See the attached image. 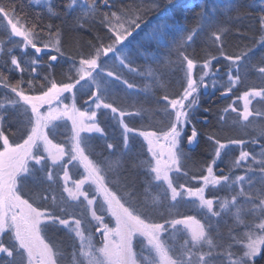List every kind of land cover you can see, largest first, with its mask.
<instances>
[{
  "label": "snow or ice",
  "instance_id": "obj_1",
  "mask_svg": "<svg viewBox=\"0 0 264 264\" xmlns=\"http://www.w3.org/2000/svg\"><path fill=\"white\" fill-rule=\"evenodd\" d=\"M33 2L40 4L41 0ZM101 3L109 8L108 12L100 14L97 0H71L67 5L70 11L79 7L81 19L78 22L81 27L99 15L100 23L108 30L107 42L101 39L98 44L90 45V51L86 55L81 54L78 62L72 60L75 75H69L67 80L57 81L54 74H44L39 94L35 89V81L40 75L38 68L42 66L39 54L45 50L57 53L49 55L50 62H56L58 55L64 56L60 40L57 39L53 47L52 42H44L41 33L47 31L49 35L59 37L60 31L56 29L53 32L52 24L40 29L35 23L26 26L21 23L11 2L0 3V24L8 34L7 40L0 44V54L8 56L13 66L8 68L7 75L0 70V86L7 89L4 93L6 102L0 103V264H61L62 254L48 236L50 231L60 226L74 232L79 240L78 247L73 244L71 264H256L257 257L264 258V144H261L259 159L252 155L253 163L259 167L245 165L247 172L258 171L261 174L258 178L248 176L246 179L244 175H238L233 179L229 175H215L214 166L229 144L243 146L246 141L232 139L228 143H221L212 135L208 139L216 147L214 157L206 167L207 174L199 177L203 186L192 188L177 185L172 174L181 173L188 159L182 147L184 139L188 145L197 142V129L192 127L190 135H186L185 129L192 123L193 111L199 104V90L209 87L206 77L210 74L216 76L219 72V69L213 72V61L218 57L211 56L202 64L198 78L194 77L197 62L187 54L188 42H192L199 32L208 30V42L217 46L220 55L230 61L228 85L226 91L221 93L225 96L247 79L249 71L258 73L259 78L264 80V56L253 64L252 58L248 57L251 49L237 55H226L222 34L228 29L216 21L212 12H201L199 28L191 31L174 21H162L145 31L149 12L174 9L178 0H133L132 4L119 7L117 0H101ZM48 12L51 16L59 15L50 2ZM261 12L258 43L264 45V9ZM166 28L179 34L173 40V47L180 61V71L183 72L182 91L171 98L168 94L160 97L166 101L161 106V122H166L164 128L137 129L126 123L124 118L140 113L116 106L113 100L114 82L126 85L127 89L134 87L124 73L125 69L128 73L137 71L131 66L133 61L129 46L132 40L129 38L135 39L134 33L139 35L144 32L146 42L153 38L163 40L169 35ZM13 37L20 40L14 41ZM7 43L22 50L34 49L35 55L22 62L13 54V47H6ZM140 49L143 51L142 44ZM4 66H7V61ZM47 67L52 68L53 65L49 63ZM13 71L21 73L15 82L8 78ZM242 71L244 76L241 75ZM24 72L29 73L27 80L24 79ZM148 74H153L151 69ZM25 83L27 89L22 87ZM66 93L72 98L71 104L64 102ZM77 94L88 97L86 110L83 106L77 107ZM257 97L260 103H264V87H253L236 97V100L243 101V110L239 112L242 120L248 121L253 115L249 106ZM236 100L228 106L232 112H237L234 106ZM98 113L105 116L110 113L111 119L116 120L122 128L121 156L130 151V134L134 133L146 142L151 159L145 162L143 190L147 191L155 185L156 189L162 191L160 204L168 212V216H162L163 222L154 218L158 212L156 201L150 203L147 199L141 200V189L125 175L121 159H112L116 151L109 150L116 149L117 145L106 141L107 155L101 153L97 157L95 154L91 134L105 136ZM256 114L264 115V112L257 111ZM65 121L71 124L70 143L67 145L54 142L61 127H66V124L58 122ZM13 125L19 133L17 139H11L6 134V130ZM255 131L257 137L264 138V126H258ZM251 143H257V139L254 137ZM249 157V151L241 150L232 166L240 167ZM69 165L83 170L79 179L71 180L74 188L69 187ZM58 168L62 176L56 171ZM184 175L188 173L185 171ZM60 180L63 181V192L71 200L77 201L83 197V202H86V210L95 222L94 225L88 222L87 236L82 230V223L85 222L83 213L81 218H66L70 215L67 208L60 206L61 215L48 203L45 193ZM245 183L247 188L244 187ZM221 184L234 194L230 199H220L219 210H216V201L207 198L205 192L209 185L216 187ZM85 185L90 187L85 188ZM237 187L239 191H236ZM185 195L197 201L200 209L206 210L208 215L203 221L194 215L177 218L178 198L182 199ZM169 198L172 203L164 205ZM224 213L234 217L235 226H242V231L235 235L230 229V242L227 245L217 243L212 235L220 223L219 220L213 221L212 217L222 218ZM71 215H75V212ZM246 215L253 217L251 222H246ZM92 227L100 233L99 246L93 242ZM180 233L184 234L183 242L177 245L173 241ZM218 257L223 259L218 260Z\"/></svg>",
  "mask_w": 264,
  "mask_h": 264
},
{
  "label": "trees",
  "instance_id": "obj_2",
  "mask_svg": "<svg viewBox=\"0 0 264 264\" xmlns=\"http://www.w3.org/2000/svg\"><path fill=\"white\" fill-rule=\"evenodd\" d=\"M100 0H97V3L100 7ZM11 2L12 5L15 7V12L20 19L21 23L27 25H31L33 23L36 24L37 29L45 28L46 25L52 24L53 25V32L56 29H59L60 36L56 37L54 34L49 35L47 31L41 33L44 37V42H52L53 47L55 46V41L57 39L60 40V44L62 50L64 52V56H59L58 66L52 67L50 69H39V77L35 81V89L36 94H39V89L41 84L44 81V74L53 75L54 79L60 81L59 74L61 72L54 73L53 70H58L60 64H69V68L72 69V60H76L78 62L79 53L81 52H88L90 49V45L98 44V36H99V15L96 19L89 20L85 23L84 27H81L79 24V20L81 19V12L78 6L75 7V11H70L67 5L71 2V0H49L51 7L59 13L57 16H51L48 12V3L41 0L40 4H36L33 0H0V3L9 4ZM264 2V1H263ZM235 4L236 7L232 8L230 5ZM214 5H218V7H214ZM263 3L260 0H178L177 7L168 11L164 9H160L159 11H152L147 14V26H145V31H149L151 27H155L156 25L160 24L162 21L167 22H176L177 24H183L189 31L193 29H198L199 24L196 21V7H200L201 12H212V14L217 18V22L222 26L228 29L227 32L222 34V40L224 41L223 47L226 55H237L241 52L251 49L248 52V57L258 58L260 56L257 54L258 49L256 48L257 43L260 39V26H259V18L262 14L261 10L263 8ZM262 8V9H261ZM100 11L101 7H100ZM101 14V12H100ZM6 24V22H4ZM165 31L169 32V35L164 38L163 40H156L153 38L150 47V55L151 58L148 60V64L150 69L152 70V92H153V102L148 103L146 105L147 112L149 111L152 114V117L156 119L157 122L163 116L161 111V106L166 104V101L160 99L161 96L164 94H168L171 97L176 96L182 91V83H183V72L180 71L179 67V58L177 53L173 47V40L178 37V33L175 31L168 30L167 28ZM210 32L205 30L203 32H199L192 42H188L187 47V54L193 58L197 62V68L194 69V77H197V74L200 72V66L205 62L206 59L210 58L211 56H216L219 52L218 47L212 45L208 42V36ZM8 34L4 31L3 24H0V44H3L7 40ZM12 40L19 41L20 39L17 37H13ZM164 42L165 47L160 49L162 43ZM6 47H13L11 43H7ZM140 47V46H139ZM13 54L17 56L19 60L22 62L24 60L29 59L31 56L35 55L31 48L27 50H22V48H15L13 47ZM53 54H57L53 52ZM0 70H2L6 75L8 74V68H11L10 58L6 55L0 54ZM71 57V59H69ZM247 58V57H245ZM224 58H222L223 60ZM5 61H7V66L5 67ZM41 63V62H40ZM45 63V62H44ZM258 63V62H256ZM160 64H166L171 68L176 70V75L174 78L166 80L164 79V75L158 71H156V66ZM215 72V68L218 66L222 67V61L213 63ZM33 75V74H32ZM75 75L73 71V76ZM24 79L27 80L29 73H23ZM21 77V73L19 71H13L9 76V80L15 82ZM206 83L209 85V93L208 95L204 96L202 89L199 90V104L193 111L191 120L192 123L189 124L186 129V135L188 134L189 130L192 127L198 128L200 131V139L193 148L186 149L184 145H182L185 153L188 156V159L184 162V169L178 175L174 174L173 177L175 178V182L177 185L183 184L185 187H192L196 188L200 185L195 182V180L199 179L202 175H205L206 167L211 162L214 157V148L216 145L212 140L208 139L209 135L214 136L215 139H219L221 143H228L231 139L232 131L228 130L227 126L232 127V124H237V116L233 115L231 112L225 111L228 108V104L231 99L236 98L238 92L233 91L231 92L230 98H223L221 93L226 91L227 85L225 83H215L211 79V74L205 78ZM169 81V82H168ZM168 83V84H167ZM24 88H28L27 83L22 85ZM7 92V89H4L0 86V103L6 102L4 93ZM9 95H13L9 93ZM65 97H68L67 93L64 94ZM63 99V97H62ZM88 99L87 96H80L77 94L76 96V103L77 106L82 107L85 109L84 100ZM66 103L67 100H64ZM140 111L141 108L139 107ZM144 110V109H143ZM143 110L139 114L140 117L143 115ZM148 116V113H146ZM236 116V117H235ZM223 117V119L221 118ZM139 121L141 119H138ZM204 120H207V123H202ZM155 120L151 119L152 126L151 130L160 129L157 126ZM232 123V124H231ZM229 124V125H228ZM122 135V134H121ZM118 137L114 132H112V128L109 130H105V136L100 137L98 134L91 135V144L95 150V154L97 157L103 153L107 155L106 151V141L109 143H113L117 145V148L114 150L109 151H116V156L112 157V159L120 158L119 151L121 142L116 138ZM16 138V137H15ZM185 141V139H184ZM136 143L139 144L141 153L145 155V150L142 144V140L137 138ZM184 143V142H183ZM133 144V141H131ZM130 144V145H131ZM230 144L228 149H230ZM133 149V147H132ZM240 150V149H237ZM236 150V151H237ZM234 150H230V153L227 152V149L222 152L221 159L218 162V165H225L226 166V173L230 172L232 169V162L237 159V153ZM247 151V150H246ZM135 155V154H134ZM136 156V155H135ZM124 158L121 159V163L123 168L126 170L125 175L129 177L130 180L135 181L138 188L141 189V196L148 195L149 199L159 197L161 201L162 191L155 188V185L148 188L147 191H144V178L143 175L139 173V167L142 164V158L137 156V160L133 158L132 152L128 151L127 155H123ZM73 167V165H72ZM215 167V166H214ZM233 170V169H232ZM231 170V171H232ZM72 173L74 174L73 168H71ZM187 172L188 175L185 176L184 172ZM233 172H230L231 175ZM240 174L241 172L238 171L236 174ZM196 177V179H193ZM201 183V182H200ZM60 187H53L47 193L48 196V203L50 206H54L58 214L63 215V213L59 212L60 206L64 207V203L67 202L66 197L56 195V192L59 193ZM223 196V195H222ZM53 198H55V204L53 205ZM169 200V199H168ZM179 202V209L177 210L179 218L182 215H194L198 219L206 218L205 210L200 208H195L190 211L184 210L183 201L185 198H178ZM170 201V200H169ZM196 202V201H195ZM73 204V203H71ZM81 211H76L75 215H72V219L78 218V212L80 214L83 213L85 222L82 223V230H84L85 236L89 233L88 222L94 225V221L89 219V215L87 220L85 218L84 212L86 207L85 204L79 203ZM195 206L198 207L196 203ZM216 208V205H214ZM217 210V209H216ZM202 213V214H200ZM77 214V215H76ZM162 216H168V212L166 209L162 211ZM162 216L157 218L154 215V218L157 221H162ZM70 218V216L66 217ZM55 234L58 238H54L53 243L59 245H65L66 243H70L69 249L65 250L67 253V260L68 263L71 264V253L73 251V244L75 243L78 247V238H75L74 232H70L67 229H63V227H59L57 230H54ZM91 231L93 233V242L99 245V236L100 233L95 232V228L92 227ZM99 235V236H98ZM183 241V234L181 237L177 238V243H181ZM256 264H264V258H258L256 260Z\"/></svg>",
  "mask_w": 264,
  "mask_h": 264
},
{
  "label": "rangeland",
  "instance_id": "obj_3",
  "mask_svg": "<svg viewBox=\"0 0 264 264\" xmlns=\"http://www.w3.org/2000/svg\"><path fill=\"white\" fill-rule=\"evenodd\" d=\"M47 1H49V0H47ZM261 1L264 4V2H263L264 0H261ZM44 2H46V0H44ZM46 3H48V2H46ZM263 8H264V5H263ZM215 19H216V21L218 20L217 18H215ZM17 38H19V37H17ZM257 45H258V46H256V48L258 49L257 54H259L260 56H258L257 59L254 58V57H251L252 58L251 62L253 64L258 62L260 60L261 56H264V45H260L259 43H257ZM217 57H218V60H214L213 63L222 61L223 65H222V67H220L221 68L220 73H217L216 76H212L211 75V79L215 83H222L223 82L226 85H228L227 71H228V65L230 64V61H227L225 59L222 60L223 56H221L219 52L217 54ZM245 59H248V57L245 58ZM241 63H243V61ZM201 66H200V69H201ZM156 71H158V72H160V73H162L164 75L165 81L174 78V76L176 75V70L171 68L170 66H168L166 64L157 65L156 66ZM241 75L244 76L245 73L242 71ZM198 76H199V74H197L196 78H198ZM114 83H115V86L113 88V94L115 95L114 101H115V103L118 104V107H121V108L125 109V108L130 107V106L138 105L140 108H142L143 106L148 104L146 96H147L149 91H146V90L137 91L134 88L133 89H127L126 86H124L123 84H120L119 82H114ZM253 87H255L257 89H259L260 87H264V80H261L259 78V74L258 73L254 72V71H249L247 73V79L243 80L239 85H237L236 88H233V91H237L238 92L237 96H238V95H241L244 91L249 90V89H251ZM137 95H140L141 98L140 99H136L135 97ZM149 96H150V93L148 94V97ZM234 100H236V98L231 99L229 104H228V106L230 104H232V102ZM234 106L237 108V112H232L230 108H227L228 109L227 112H231L233 115H236L238 122H236L237 124H232L231 123L232 127H231V125L227 126L228 127L227 129L232 131L231 139H237V140H241L242 139V140H245L246 143L243 146L230 144L231 148L227 149V152L230 153V150L236 151L237 149H240V150L236 151L237 158H238L239 157V153H240L241 150H245V151L247 150V151L250 152V157H249V159L247 161L242 162L240 167H233L232 166L233 170L231 169L232 171L230 170V172H233V173L231 175H229L230 172H227V173H224V174H221V175H229L233 179L236 176H238V175H244L246 179H247L248 176H254V177L258 178L261 174L258 171L255 172V173L247 172L246 168H245V165H248V166L253 167V168H258L259 167L258 165L253 163L252 155H255L256 159H259L260 158L259 157V153L261 151V144H264V138L257 137L256 131H255V129L258 126H264V115H257L256 114L257 111L264 112V103H260V98L259 97L255 98L253 100L252 105L249 106L250 110L253 111V115L249 117L248 121H244V120H242L239 117V112H241L243 110V101L242 100H236V104ZM77 107H79V106H77ZM85 110H86V108H85ZM100 111H106L107 112L108 110H100ZM146 113H148V116H146ZM98 115H100V113H98ZM108 116H110V113L107 116L103 115V117H105L106 119L108 118ZM138 117H139V119L143 118L145 121L147 119H152V120L156 121V119L152 117V114L149 111L147 112V109L143 110L142 117H140L139 115H138ZM114 121L116 122V120H113V122ZM59 123L68 124L66 127L71 130L70 122L65 121V122H59ZM156 124H157V126H159V125L161 126L163 123L162 122L158 123L156 121ZM121 131H123V130H121ZM254 137L257 139V143H251V141H252V139ZM17 138H18V136L16 137V139ZM140 138L143 140L142 137H140ZM11 139H14V138H11ZM54 142H57V141H54ZM0 143H2V142H0ZM63 143L66 144V140H64ZM69 143H70V141H69ZM218 162H219V160H218ZM73 163H75V162H73ZM71 168H73L74 174L72 173ZM56 171L59 173V175H61V176L63 175L62 171H60L59 168ZM238 171H240L241 173L240 174L239 173L236 174ZM69 174H70V177H71V179L69 181V187H73L74 188V185L71 183V180L79 179L81 177V175L83 174V170H82V168H79L78 166H75V167L73 166L72 167V165H69ZM214 174H215V172H214ZM195 182H197V184H199L200 186H203V182L200 179L195 180ZM29 187L31 188L32 186L30 185ZM53 187H55V188L56 187H60L59 188V193H62L63 195H67V193L63 192V181L62 180L58 181L57 184L53 185ZM89 187H90L89 185H85V188H89ZM244 187L247 188L248 185L245 183ZM236 191H239L238 187L236 188ZM232 194H234V193L230 189L225 187L223 184H221L219 186H216V187H213V186L209 185L207 187V189H206V192H205V195H206L207 198H212V199H214L216 201L215 205H216V209L217 210H219V208H218L219 200L224 198V197H228L230 199ZM140 198H141V200L147 199L150 203L153 200H155L156 201V206L158 208V212L155 213L154 215L157 218H160L162 216V211L164 209H166V208L161 206L159 197L154 198V196H153V198L149 199L148 195H142ZM184 198H185V201H183V207H182L184 210L190 211V210H192V207H193V209L199 208V207L194 205V203H196L198 205L197 201L195 202L194 199L187 198L186 195H185ZM66 199H67V202L64 203V207L68 209V212L70 214L69 215L70 219H72L71 213H73V212L76 213V211H81L80 207L74 208L73 206L79 205L80 202L83 203V204H86V202H83V197L79 198V200H77V201H73L67 195ZM169 200H170V198H169ZM169 200L164 201V205L172 203ZM71 203H73V204H71ZM178 209H179V205H178ZM84 212H87V214L86 213L84 214L86 220L88 218L87 215H89V219H91V215L86 209H85ZM78 214L79 215L76 214L78 216V218H81L80 212H78ZM200 214H202V213H200ZM106 219H108L109 221L111 220L110 217H106ZM252 219H253V217L251 215H246L245 216L246 222H251ZM212 220L213 221H216V220L220 221V223L217 225V230L218 231L214 230L213 234H212L213 235V239L217 243H221V244L227 245L230 242V238H229L230 229H233L232 235H235L236 233H239V232L242 231V226H235V219H234V217L231 214L224 213V214H222V218L221 217H212ZM91 221H92V219H91ZM51 232H54V233H56V232L55 231H50L48 233L49 238L51 240L53 239V241H54V238L55 237L58 238V237L55 234L51 233ZM182 234L183 233L177 234V236H176L175 240L173 241V243H175L177 245L181 244L183 241L181 243H177L176 241H177V238L181 237ZM78 245H79V240H78ZM69 246H70V243H66L65 245L56 244V248L62 254V256L60 257L61 264H69L68 260H67V253L65 251V250L69 249ZM137 251H139V249H137ZM258 258L259 257H257V259ZM222 259H223L222 257H218V260H222Z\"/></svg>",
  "mask_w": 264,
  "mask_h": 264
},
{
  "label": "flooded vegetation",
  "instance_id": "obj_4",
  "mask_svg": "<svg viewBox=\"0 0 264 264\" xmlns=\"http://www.w3.org/2000/svg\"><path fill=\"white\" fill-rule=\"evenodd\" d=\"M79 2H82V0H79ZM99 2H100L101 10H102V11H100L101 14H103L104 12H108L109 8L104 7L103 4L101 3V0ZM132 3H133V0H117V7H119L120 5H130ZM199 14H200V7L197 6L196 7V15H195L196 16V21L199 20ZM146 19H149V17H146ZM98 33H99L98 41L100 42V40L102 39L105 42H107L108 30L102 23H100V19H99V32ZM134 36H135V39H132L131 37L129 38L130 40H132V43L129 46V48H130L131 53H132L130 59L133 61L131 66L134 67L137 71L133 72V73H128L127 69H125L124 73H125L126 78L128 79V81L134 85V87H133L134 89H136L137 91L146 90V91L150 92V96L148 97V95H147L146 97H147V103H151L152 104L153 99H154L153 92H152L153 76L148 74V70L150 69V66H149L147 61L150 60V58H151L150 47H151V42L153 41V39L147 40V42H146V38L144 36V32H140L139 35L134 33ZM125 43L127 44L128 42L126 41ZM141 44L143 45V51L139 47ZM162 46L163 47H160V49L165 47L164 42L162 43ZM89 51H90V49H89ZM88 52H81V53H79V55H81V54L86 55ZM49 55L42 56V57L38 58L39 61L41 62V65H42L41 67L38 68V70L39 69H44V68L47 69L48 68L47 65L49 64L48 63ZM56 66H58L57 63L53 64V67H56ZM59 67L60 68L58 70H53V72L54 73L61 72V74H59L60 81L61 80H67L69 75H73V70L71 68H69V64H60ZM48 69H50V68H48ZM140 73H143V74H140ZM33 76H35V75L33 74ZM43 83H44V81H43ZM124 86H126V85H124ZM67 96L68 97L66 99L67 100L66 103L71 104L73 101H72V98H71L70 94H68ZM114 97H115V95L113 94V100H114ZM135 98L136 99H140L141 96L137 95ZM86 100H84V104H85ZM115 104H116V106H118L117 103H115ZM85 108H87V105H85ZM145 108H146V105L143 106L141 108V111H140L139 106L138 105H136V106L134 105V106H130V107L125 108V110L129 111V112H133V113H137V112L141 113L142 110L145 109ZM101 112H106V111H101ZM138 119H139L138 115L126 116L124 118L125 122L128 123L130 126H132L134 128H137V129L147 128V130H151V127L149 126V125H151V126L153 125L152 122H151V119H147L146 121L143 118L140 121ZM98 120H99V122L101 124V127H103L105 130H109V128H112V132H114L122 140V135H121L122 134V131H121L122 128L119 126V124L117 122H115V121L113 122V119H111V115L108 116V118L106 119L105 117H103V115L100 114V115H98ZM158 123H161V120ZM162 123L163 124L161 126L159 125L160 129L165 127V122H162ZM202 123L203 124L207 123V120H204ZM66 125H68V124H66ZM196 129H197V132H198V135H197V142H198L199 139H200V133H199L200 131L198 130V128H196ZM189 132H190V130H189ZM189 132H188L187 135H189ZM6 134L10 135V138H14V139H16L15 137L19 136V133H17L15 131V126L14 125L11 128H8L6 130ZM70 135H71V131H69V129L61 128L59 130V136L61 137L62 140L63 139L66 140V145L68 144V140H69ZM130 135L132 136V140L131 141H133V144H131V141H130V144H131L130 151L132 152V156H133V158H135V160L138 159L137 156L142 158V164L140 166H138V167H139V173L141 175H143V177H145L144 168H146V166H147L145 162L151 159L150 155L147 153V150H146L147 149V145L139 136H136L134 133L130 134ZM118 137H115L116 141L119 140L121 142V140ZM137 138H140L142 140V142L144 143L142 145H143L144 150H145V153H144L145 155H143L141 153V151L139 150L140 149L139 144L136 143ZM185 142H186V138H185V141L183 143L184 146H185ZM197 142H196V144H198ZM196 144H194V146ZM121 146L122 145H120L119 148H121ZM132 147H133V149H132ZM137 147L139 149H137ZM119 157L121 159L124 158L123 156H121V154H119ZM225 169H226L225 165H223V164L222 165H218V162H217V165L214 167V172H215L216 175H221V174L226 173ZM206 174L207 173L205 172V175ZM56 195L63 196L62 193H60V195H59L57 192H56ZM64 196L67 197V195H64Z\"/></svg>",
  "mask_w": 264,
  "mask_h": 264
},
{
  "label": "water",
  "instance_id": "obj_5",
  "mask_svg": "<svg viewBox=\"0 0 264 264\" xmlns=\"http://www.w3.org/2000/svg\"><path fill=\"white\" fill-rule=\"evenodd\" d=\"M32 51L34 52V49H32ZM50 53H51V52H49L48 50H45L44 52H42V53L39 54V58H40L41 56H43V55H47V54H50ZM56 62H58V60H57ZM56 62H50V61H49V63H51V64H55ZM217 69L220 70V68H216V70H217ZM208 89H209V87H208L207 89H205V88L202 87V92H203V95H204V96L208 95V93H209V90H208ZM222 97H223V98H228V97H230V93H229L228 95H226V96H225V95H222ZM190 134H191V132H190ZM190 134H189V135H190ZM194 144H196V143H194ZM194 144H193V145H188V144H187V141H186L185 147H186V149H190L191 147L194 146Z\"/></svg>",
  "mask_w": 264,
  "mask_h": 264
}]
</instances>
